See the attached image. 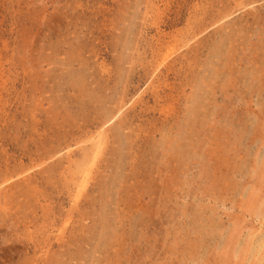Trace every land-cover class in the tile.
Instances as JSON below:
<instances>
[{
	"label": "rangeland",
	"instance_id": "rangeland-1",
	"mask_svg": "<svg viewBox=\"0 0 264 264\" xmlns=\"http://www.w3.org/2000/svg\"><path fill=\"white\" fill-rule=\"evenodd\" d=\"M237 1L0 0V168L31 174L0 264H264V0Z\"/></svg>",
	"mask_w": 264,
	"mask_h": 264
},
{
	"label": "bare ground",
	"instance_id": "bare-ground-1",
	"mask_svg": "<svg viewBox=\"0 0 264 264\" xmlns=\"http://www.w3.org/2000/svg\"><path fill=\"white\" fill-rule=\"evenodd\" d=\"M237 1V0H236ZM248 4H245L244 3V1L243 0H238L237 1V3H234V4H236V5H234L235 7H237L238 8V10L239 9H242V8H244V6H247V5H249L251 2H249V1H246ZM253 3V2H252ZM218 8H219V6H218ZM221 8V7H220ZM250 8H254V7H250ZM226 9V8H225ZM229 9V8H228ZM237 10V9H236ZM218 11H220V10H218ZM222 12H223V10H222ZM227 13H228V11H227ZM227 13H225V14H227ZM222 13H220V15H221ZM231 14H232V12H231ZM219 15V16H220ZM229 14H227V15H225V16H220L221 18H218L217 19V16H216V20L213 22V24L215 23H218V22H220L221 21V19H223V18H225L226 16H228ZM215 16V15H214ZM215 18V17H214ZM227 18V17H226ZM213 19V18H212ZM214 20V19H213ZM211 23V22H210ZM223 23V22H222ZM212 24V23H211ZM219 24V23H218ZM225 24V23H224ZM208 26V25H207ZM212 26V25H211ZM218 28L219 27H221V25L219 26V25H216ZM223 26V25H222ZM217 29V28H216ZM165 61H166V59L164 58V59H162L161 60V62L156 66L157 67V72L159 73L160 72V68L161 67H166V66H164L165 65ZM157 73V74H158ZM109 119V118H108ZM106 121L107 120H105L104 122H102L101 123V126H103L105 123H106ZM104 131H106V130H102V131H99L98 132V134H97V142H96V144H94L95 145V147L98 149V148H101V145H102V143L104 142V138L102 137L103 135H101V133H104ZM101 135V136H100ZM73 141V143L76 145L77 143H78V141H76V139H71V140H69V141H65L64 142V144H65V146L64 147H62V148H58L57 147V149H56V151H50V153L49 154H47L46 156H44V160H47L48 158H52L57 152H59L60 150H62V149H65L66 148V151L68 152L67 153V156L68 157H70L71 156V154L74 152V150H75V148L73 149V150H71V147H72V144H71V142ZM104 145V144H103ZM61 146V145H60ZM94 147V146H93ZM93 147H91V148H93ZM96 148H94V149H96ZM59 149V150H58ZM51 152H53V153H51ZM94 152V151H93ZM96 152H98L97 150H96ZM85 157V156H84ZM87 157V156H86ZM85 157V158H86ZM68 161V160H67ZM44 162V161H43ZM84 172H85V169L84 170H82L81 172H80V174H81V177L83 176V174H84ZM34 173V172H33ZM29 179H31V174L30 173H26V174H22V175H20V176H14V174H10L9 173V170H7V168L6 167H4V169H2L1 170V168H0V186H1V188L2 189H4V188H6L7 186H9V187H12L11 185L12 184H14V183H17V182H19V181H28L29 182ZM0 200H1V198H0ZM5 202H0V206H5ZM64 222H66L67 223V221L65 220ZM65 223V224H66Z\"/></svg>",
	"mask_w": 264,
	"mask_h": 264
}]
</instances>
